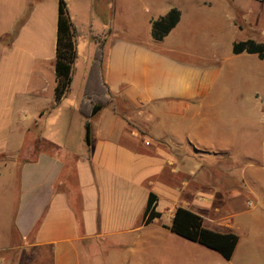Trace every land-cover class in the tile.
I'll use <instances>...</instances> for the list:
<instances>
[{
  "label": "crops",
  "instance_id": "crops-1",
  "mask_svg": "<svg viewBox=\"0 0 264 264\" xmlns=\"http://www.w3.org/2000/svg\"><path fill=\"white\" fill-rule=\"evenodd\" d=\"M255 4L236 9L237 29L241 12L258 30L264 1ZM173 7L180 20L161 39L152 22L172 7L147 18L146 39L100 32L70 8L77 57L57 101L59 0H0V264H264V219L247 218L244 239L239 192L191 165V140L200 142L219 107L216 83L230 55L191 52L185 28L196 13ZM234 54L263 68L256 53ZM151 193L159 216L146 223ZM179 206L210 229L237 233L232 257L173 232Z\"/></svg>",
  "mask_w": 264,
  "mask_h": 264
},
{
  "label": "rangeland",
  "instance_id": "rangeland-1",
  "mask_svg": "<svg viewBox=\"0 0 264 264\" xmlns=\"http://www.w3.org/2000/svg\"><path fill=\"white\" fill-rule=\"evenodd\" d=\"M67 9L97 30L116 29L117 33L135 32L146 39L151 36L147 23L149 16L165 14L170 7L181 6L185 12H195L193 23L185 28L186 46L200 55L218 50L226 57L218 86L219 107L207 121V133L195 146L193 165L209 182L236 189V230L245 239L247 218L264 219V63L263 68L245 65L244 57L231 53L235 40L261 39L264 36V17L257 23L258 30L250 28L253 21L242 19L241 12L234 26L236 9L256 7V0H65ZM264 7V5H262ZM238 7V8H237ZM244 13V12H243ZM83 30L87 27L82 26ZM88 30V29H87ZM262 32V34H261ZM196 53V54H197ZM247 54V53H246ZM194 128L191 130V134ZM197 132L196 130H194ZM189 143V142H188ZM186 160V159H185ZM187 161H185L186 163ZM246 198V202H245ZM253 200L254 205L248 202ZM247 203V206H246ZM4 206H0L3 212ZM243 221V222H242ZM259 232L262 233L261 229ZM218 259V260H217ZM228 264L225 259L216 258ZM216 260H208L215 264Z\"/></svg>",
  "mask_w": 264,
  "mask_h": 264
},
{
  "label": "trees",
  "instance_id": "trees-1",
  "mask_svg": "<svg viewBox=\"0 0 264 264\" xmlns=\"http://www.w3.org/2000/svg\"><path fill=\"white\" fill-rule=\"evenodd\" d=\"M264 1V0H261ZM181 12L178 8L172 7L165 15L152 22V35L156 39L163 38L168 34L179 22ZM77 28L73 23L65 0H59L58 10V30H57V48L55 58V71L57 76V85L55 89L56 100L64 95L71 84L72 67L77 57V49L75 38ZM100 46V62L103 60L104 40L100 36H96ZM234 53H256L260 58H264V42H259L253 38L236 41L233 44ZM101 103H95L91 113H96ZM86 140L90 143V123L86 124ZM155 195L150 194L147 209L145 212V222L149 223L154 217L159 216L155 210ZM173 232L184 236L193 241L202 243L212 249L219 251L226 258H231L239 236L235 232H219L206 227L203 224V217L183 206L177 207L173 222L169 227Z\"/></svg>",
  "mask_w": 264,
  "mask_h": 264
},
{
  "label": "built area",
  "instance_id": "built-area-1",
  "mask_svg": "<svg viewBox=\"0 0 264 264\" xmlns=\"http://www.w3.org/2000/svg\"><path fill=\"white\" fill-rule=\"evenodd\" d=\"M248 204L253 205L254 204L253 200L249 201Z\"/></svg>",
  "mask_w": 264,
  "mask_h": 264
}]
</instances>
